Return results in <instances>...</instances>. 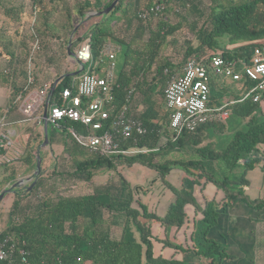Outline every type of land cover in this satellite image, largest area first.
<instances>
[{"label": "trees", "instance_id": "1", "mask_svg": "<svg viewBox=\"0 0 264 264\" xmlns=\"http://www.w3.org/2000/svg\"><path fill=\"white\" fill-rule=\"evenodd\" d=\"M113 1L75 0V22L66 9V24L50 28L42 18L56 12V4L64 0H35L34 31L41 45L53 38L61 40L58 59L66 58L70 37L71 51L89 39L95 62L105 43L119 46L122 55L110 119L126 107L127 115L139 120L146 133L122 142L121 148L146 151L102 156L70 136L65 156H53L52 165L42 167L40 149L42 175L31 191L21 188L16 194L11 208L16 222L0 233V241L9 239L13 252L0 264H224L236 257L228 237L220 232L224 209L235 203L249 211L264 209V98L239 102L236 82L211 85L216 93L211 104L218 106L222 97L228 98L224 110L244 122L224 148L215 149L205 141L207 130L218 135L225 131V124L217 122L201 124L157 148L166 120V82L180 74L189 60L201 62L219 55L248 63L257 41L264 39V0H190L182 10L173 5L174 0H118L109 13L116 17L110 25L105 23L109 14L87 18ZM155 5L162 6L156 17L137 19L139 10ZM170 14L178 22L169 24ZM179 36L180 51L164 55L170 39ZM56 58L53 55L47 62ZM69 80L57 83L50 103ZM21 91H13L8 111L0 116L7 125L23 121L15 104ZM31 124L25 154L15 160L11 176L35 167L43 130ZM255 170L261 182L256 196L250 197L248 174ZM109 171L116 173L117 183H94L98 173ZM79 184H88V192L68 195ZM241 222L246 224L244 219ZM20 250L26 252L24 263Z\"/></svg>", "mask_w": 264, "mask_h": 264}, {"label": "built area", "instance_id": "2", "mask_svg": "<svg viewBox=\"0 0 264 264\" xmlns=\"http://www.w3.org/2000/svg\"><path fill=\"white\" fill-rule=\"evenodd\" d=\"M162 6L155 5L137 12V19L156 17ZM31 43L26 58L25 82L17 94L15 104L23 116L22 122L36 123L59 132L68 129L69 135L81 147L102 156L114 154L144 153L146 150L122 149L121 144L146 133L142 123L127 115L124 107L110 119V105L113 102V86L116 79V56L119 47L107 42L102 47L97 62L92 58L89 39L81 42L73 51V60L79 66V73L72 75L69 86L47 100L49 84L36 83L35 61L41 51V41L31 29ZM250 61L226 60L215 55L206 61L189 60L180 74L170 77L163 90V108L166 120L160 129L162 134L157 148L173 142L183 132H193L207 122L223 123L228 115L224 110L229 99L220 105L211 104L212 82L234 83L239 102L251 99L253 103L264 98V39L257 41L250 54ZM34 89V90H33ZM133 91L130 89L129 93ZM47 101L46 118H42ZM231 103V102H230ZM67 123L80 126L76 129ZM13 133L7 128L4 117H0V164L8 163L4 152L13 147ZM157 150V149H155ZM13 245L9 239L0 241V262L11 257ZM21 262L26 261V252L20 250Z\"/></svg>", "mask_w": 264, "mask_h": 264}, {"label": "crops", "instance_id": "3", "mask_svg": "<svg viewBox=\"0 0 264 264\" xmlns=\"http://www.w3.org/2000/svg\"><path fill=\"white\" fill-rule=\"evenodd\" d=\"M34 1L0 0V116L8 111L13 91L23 88L25 82V62L31 43L30 31L31 29L34 30L38 17ZM66 9L70 10L71 16L74 18L73 22H75L76 2L75 0H64L63 3L58 2L56 4V12L42 18L43 24L47 23L46 25L50 28L57 25H65ZM54 33L62 37L61 31L58 28H55ZM45 44H48L47 47H44ZM60 46L61 40L56 38L42 43L41 51L36 56L34 66L36 70L34 73L36 77L34 89L41 84H49L51 86L56 78L71 72L69 71L71 67L68 65L67 60H72L74 63L75 61L69 58L67 53L65 59H58L57 56L61 54ZM53 55L57 58L53 63L49 64L47 59ZM31 125V122H16L7 125V128L13 133L14 143L12 148L4 152L9 162L0 164V193L11 186L14 187L12 192L4 194L0 202V233L10 224L16 222L17 218L11 215L12 204L17 198L16 194L20 193L21 188L28 187L33 180H27L31 178L34 172L35 167L33 169L32 165L20 171L16 176L10 175L11 169H13L16 163L15 160L25 154L24 149L29 138L27 131ZM39 129L41 130L40 127ZM52 144L51 141L48 147L41 148V151L44 149L48 150L50 155L44 161V163L46 162L44 167H50L53 163L52 157L57 156L53 153ZM18 181H22V184H17ZM21 204L25 203L21 202ZM257 234L264 241V228ZM259 261L260 264H264V260L260 259Z\"/></svg>", "mask_w": 264, "mask_h": 264}, {"label": "rangeland", "instance_id": "4", "mask_svg": "<svg viewBox=\"0 0 264 264\" xmlns=\"http://www.w3.org/2000/svg\"><path fill=\"white\" fill-rule=\"evenodd\" d=\"M190 4V0H174L173 3V5H175L179 10L184 9L187 5ZM168 17L169 24H175L179 20L178 17L173 14L168 15ZM115 19L116 17H114L112 14H109L105 23L110 25L114 22ZM138 37L141 38V34H139ZM143 38L145 37L143 36ZM170 41L172 42V44L166 46V48L163 49V54L166 56H168V54H170L172 51L179 52L180 46L183 42L181 36L171 38ZM121 55L122 54L120 53V51H118L116 59L117 69L120 65ZM67 62L68 65L71 67L69 68V71H71L69 73L79 71L80 68L76 63L69 59L67 60ZM229 85L230 83L227 82V86ZM211 94L215 95L216 93L211 92ZM221 101L225 102L226 100L225 98H222ZM223 123L225 124L226 129L222 134H213L210 129L207 130L206 133L207 139L205 141L210 143L215 149L224 148L227 143L231 140L235 131H237L238 129H242L244 124L242 120L235 117L233 114H228L226 120ZM47 131L49 133V139L53 143L52 150L54 155L63 154L62 156H65L63 152L67 148V146H69V141L71 139L68 133V129H64L63 131L59 132L58 130H52L51 127H47ZM56 141L57 143H55ZM41 156L43 158L42 167H44V165L46 164V162L44 163V161L50 156L48 150H42ZM248 178L250 182L249 196L255 197V193L257 192L260 186L259 184L261 182L257 170L249 172ZM117 179L118 177L116 173L109 171L98 173L93 178V181L95 184L106 183L107 181L109 182L112 180V182L117 183ZM88 190V184H79V186H77L76 188L71 189L68 192V195H82L86 194ZM247 215H251L250 220L245 219ZM242 219L246 220L245 225L241 222ZM219 227L220 232L224 233V236L226 235V237H228L230 251L236 256L234 260L224 264H260L259 260H264V241L260 239L257 234L259 231H261L262 228H264V209L262 211H249L248 208H244L239 203H235L232 207H226L224 209V213L221 216ZM116 234L117 233L115 232V235Z\"/></svg>", "mask_w": 264, "mask_h": 264}, {"label": "water", "instance_id": "5", "mask_svg": "<svg viewBox=\"0 0 264 264\" xmlns=\"http://www.w3.org/2000/svg\"><path fill=\"white\" fill-rule=\"evenodd\" d=\"M117 2H118V0H114L110 4V6H108L107 8H105V9L99 11V12H93V13L88 14L87 18L92 17V16H106V15H108L111 12V10L116 6ZM75 30H76V28L73 30V32ZM70 48H71V37L68 40V44L66 46V53H67V56L72 59L73 58V51H71ZM78 73H79V71L74 72V73H68V74H65V75H62V76H59L58 78H56L54 80V82L52 83L51 87H50L47 100H49V98L51 97V95H52V93H53V91L55 89V86L57 85V83L60 80H62L63 78H66V77H71L72 75H76ZM46 111H47V101H46V104H45V106L43 108V112H42V118L43 119L46 118ZM49 145H50V142L48 140L47 123L44 121L43 122V142H42V144L40 145V147L37 150L36 164H35L34 172L31 175V178L27 179V180H31V179H33V180H32V183L28 187H26L25 191H31L33 189L35 183H36L37 178L42 175V173H41V158L39 156V151H40L41 148L48 147ZM17 184L21 185L22 181H18ZM13 187L14 186H11L9 189H6V190H4L3 192L0 193V202L2 201L3 196H4L5 193L12 192Z\"/></svg>", "mask_w": 264, "mask_h": 264}]
</instances>
